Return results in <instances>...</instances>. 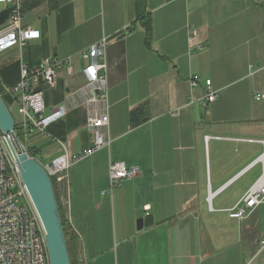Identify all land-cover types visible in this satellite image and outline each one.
I'll return each instance as SVG.
<instances>
[{
    "label": "crops",
    "instance_id": "crops-1",
    "mask_svg": "<svg viewBox=\"0 0 264 264\" xmlns=\"http://www.w3.org/2000/svg\"><path fill=\"white\" fill-rule=\"evenodd\" d=\"M21 7L23 25L39 38L0 53L6 105L7 88L20 81L19 57L28 67L69 60L72 76L61 68L54 87L40 85L49 113L84 83L79 52L106 38L110 143L71 166L59 194L77 263L264 264V204L243 220L227 213L262 172L264 0H22ZM146 15L150 49L137 23ZM7 19L1 6L0 29ZM206 80L216 98L203 105ZM143 104L148 119L133 127L130 114ZM88 113L69 110L47 127L51 137L31 138L41 165L63 153L60 144L70 154L92 145ZM117 161L139 173L103 194ZM138 209L153 218L141 229Z\"/></svg>",
    "mask_w": 264,
    "mask_h": 264
},
{
    "label": "built area",
    "instance_id": "built-area-1",
    "mask_svg": "<svg viewBox=\"0 0 264 264\" xmlns=\"http://www.w3.org/2000/svg\"><path fill=\"white\" fill-rule=\"evenodd\" d=\"M22 0H0V7L9 10L5 26L0 29V53L13 48H21L27 41L39 38V32L22 23ZM106 38L79 52L78 57L84 65V83L68 90L62 104L46 113L43 92L40 85L55 86L56 70L64 68L72 76L69 60L54 57L42 59L34 67L20 61V81L7 88L12 96L8 108L14 122L15 134L24 152L31 147L35 135L51 137L47 127L63 118L69 110L80 107L89 109L86 127L92 136V145L77 153L70 154L60 144L63 153L43 165L44 170L55 184L56 193H63L67 185L71 166L91 156L102 147L109 146L108 136V86L106 67ZM197 49H203L197 45ZM198 75L190 78V85L197 86ZM206 94L202 104H209L216 98L210 80L205 81ZM258 94L255 100L262 99ZM19 134V135H18ZM210 137L205 136V142ZM216 139H219L218 137ZM262 142V141H261ZM262 172L258 180L244 193L232 208L227 210L232 219L243 220L257 207L264 204V154L258 159ZM139 173V167H127L124 162H110L108 167V189L102 193L112 195L113 190L123 180H129ZM0 264H50L45 232L41 220L31 201L22 180L19 168L12 157L0 131Z\"/></svg>",
    "mask_w": 264,
    "mask_h": 264
},
{
    "label": "water",
    "instance_id": "water-1",
    "mask_svg": "<svg viewBox=\"0 0 264 264\" xmlns=\"http://www.w3.org/2000/svg\"><path fill=\"white\" fill-rule=\"evenodd\" d=\"M0 131L41 220L50 264H71L53 183L43 165L22 150L15 134L13 118L1 95ZM135 216L137 229L152 223V215H145L143 209H138Z\"/></svg>",
    "mask_w": 264,
    "mask_h": 264
},
{
    "label": "trees",
    "instance_id": "trees-1",
    "mask_svg": "<svg viewBox=\"0 0 264 264\" xmlns=\"http://www.w3.org/2000/svg\"><path fill=\"white\" fill-rule=\"evenodd\" d=\"M8 15H9V10H8ZM137 23H139L142 26V28L144 30L145 46L150 49L152 46V41H153L152 40L151 18L147 15L146 16H140L137 19ZM147 119H148V106L146 104L141 105L137 109L133 110L130 114V121H131V125L133 127L142 124ZM27 154L31 158L36 159V157H37V153H36L35 149H33V148L29 149ZM52 183H53V187L55 190L56 200H57V204H58L59 214H60V218H61V222H62V227H63L64 236H65V240H66V244H67L70 262H71V264H78L76 257H75V253H76L75 238L72 236V234L69 231V225H68L67 220L65 219V217L63 215L62 208L60 205V200H59L58 194L56 193L55 184L53 181H52Z\"/></svg>",
    "mask_w": 264,
    "mask_h": 264
},
{
    "label": "rangeland",
    "instance_id": "rangeland-1",
    "mask_svg": "<svg viewBox=\"0 0 264 264\" xmlns=\"http://www.w3.org/2000/svg\"><path fill=\"white\" fill-rule=\"evenodd\" d=\"M6 106H7L8 108H10V104H7ZM11 114H12V112H11ZM107 189H108V188H107Z\"/></svg>",
    "mask_w": 264,
    "mask_h": 264
}]
</instances>
